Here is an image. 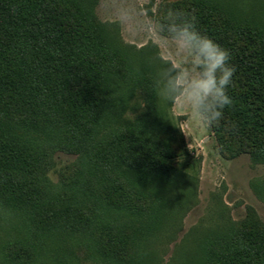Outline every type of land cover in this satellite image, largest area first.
<instances>
[{"label":"trees","instance_id":"1","mask_svg":"<svg viewBox=\"0 0 264 264\" xmlns=\"http://www.w3.org/2000/svg\"><path fill=\"white\" fill-rule=\"evenodd\" d=\"M97 3L0 0V264H81L78 249L128 264L123 219L144 217L148 190L177 172L164 136L172 104L155 86L171 62L124 43ZM238 3L178 0L157 20L181 11L230 53L233 105L211 126L235 156L264 166V0ZM55 151L81 156L59 186L47 179ZM255 190L264 201V179ZM213 235L196 238L195 264H264L263 225Z\"/></svg>","mask_w":264,"mask_h":264},{"label":"rangeland","instance_id":"2","mask_svg":"<svg viewBox=\"0 0 264 264\" xmlns=\"http://www.w3.org/2000/svg\"><path fill=\"white\" fill-rule=\"evenodd\" d=\"M174 1L178 0H98L96 13L103 22L117 25L124 43L148 47L183 67L190 59L187 54L177 55L167 33L152 28L159 22V7ZM237 1L243 9L258 5L257 0ZM139 111L128 113L126 119H135ZM169 113L172 130L164 136L176 154L177 172L160 188L148 190L144 217L123 219L124 231L131 237L128 264H195L196 238L201 234L212 231L215 236L251 223L264 226V201L255 190L264 179V166L254 164L248 154L235 156L221 145L212 126L192 117L189 108L172 105ZM80 163L79 154L51 152L49 183L67 182ZM68 246L74 250L76 245ZM75 257L81 264H101L84 249L75 251Z\"/></svg>","mask_w":264,"mask_h":264},{"label":"clouds","instance_id":"3","mask_svg":"<svg viewBox=\"0 0 264 264\" xmlns=\"http://www.w3.org/2000/svg\"><path fill=\"white\" fill-rule=\"evenodd\" d=\"M152 28L167 33L177 55L190 58L186 66L169 63L159 69L155 80L159 96L173 106L189 108L192 117L208 125L219 123L224 109L233 105L226 91L236 71L229 64L230 53L196 31L181 11L169 9L164 22H153Z\"/></svg>","mask_w":264,"mask_h":264}]
</instances>
